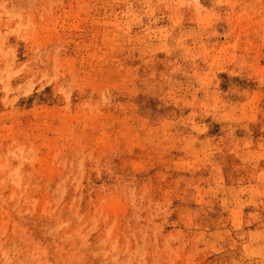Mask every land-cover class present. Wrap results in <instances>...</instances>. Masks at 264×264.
Segmentation results:
<instances>
[{"label": "rangeland", "instance_id": "1", "mask_svg": "<svg viewBox=\"0 0 264 264\" xmlns=\"http://www.w3.org/2000/svg\"><path fill=\"white\" fill-rule=\"evenodd\" d=\"M0 264H264V0H0Z\"/></svg>", "mask_w": 264, "mask_h": 264}]
</instances>
